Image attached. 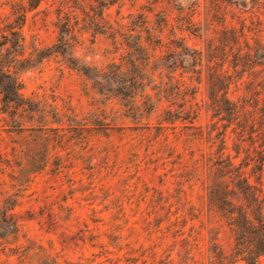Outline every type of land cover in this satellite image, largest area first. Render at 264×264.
Returning a JSON list of instances; mask_svg holds the SVG:
<instances>
[{"label":"trees","instance_id":"16d2710c","mask_svg":"<svg viewBox=\"0 0 264 264\" xmlns=\"http://www.w3.org/2000/svg\"><path fill=\"white\" fill-rule=\"evenodd\" d=\"M6 1L10 13L0 25V113L5 126L23 130L26 124L35 130L42 147L40 169L53 157L62 173L83 160L74 147L111 135L104 118L87 127L76 115L24 93L19 70L60 56L106 103L119 102L117 132L122 139L132 136L135 178L145 193L136 206L140 230L131 234L155 235L154 249L168 252L164 264H264V0H251L254 28L246 25L245 12L231 17L238 28L228 24L226 0L208 1L202 13L194 2L179 31L206 37L204 49L189 46L178 32L165 38L167 13L163 24H150L148 14L157 0H150L147 14H136L134 29L106 18L120 0H81L80 21L76 7L62 0L56 41L43 49L28 44L21 29L26 13L45 0ZM88 32L110 40L118 62L113 58L103 69L79 65L72 51ZM202 85L206 101L199 104ZM201 114L208 118L205 124L197 122ZM89 151L97 154L93 146ZM141 166L151 178L162 171L157 176L170 179L172 191L149 187ZM205 234L206 259L195 260L193 251ZM172 238L180 239L179 248L173 243L166 249ZM34 249L19 252L20 264L34 257L59 264Z\"/></svg>","mask_w":264,"mask_h":264},{"label":"rangeland","instance_id":"374dc122","mask_svg":"<svg viewBox=\"0 0 264 264\" xmlns=\"http://www.w3.org/2000/svg\"><path fill=\"white\" fill-rule=\"evenodd\" d=\"M80 1H69L71 7H76L75 16L79 21L84 16L78 8ZM208 1L211 0H157L154 11L148 14L150 24H163V14L167 13L165 38H172L171 34L178 32L189 46L204 49L206 37H197L179 29L181 18L194 2H199L202 13L210 6ZM6 2L0 0V25L5 24L3 17L10 13ZM61 2L45 0L26 13L21 30L28 44L47 49L55 43V23ZM149 2L120 0L105 15L113 25L120 21L134 29L138 25L136 14H147ZM226 2L229 6L223 5L230 12L228 24L238 28L237 19L232 20L231 17L245 12L242 17L246 18V25L255 27L251 0ZM86 10H89L87 6ZM215 27L216 31L221 28L219 25ZM113 52L110 40L102 36L94 39L88 32L76 44L72 56L79 65L103 69L113 58L118 62L119 53ZM18 74L27 96L57 107L67 116L76 115L79 124L87 127H91L96 119L104 118V123H109L112 129L108 138L101 135L98 142H84L74 147L83 160L75 161L70 168L58 173L53 157L40 169L42 147L35 130L26 124L21 127L23 130L5 126L0 113V264H20L19 252L23 255L37 247L59 264H164L168 252L154 249L155 235L131 234L132 229L140 230L136 206L137 200L145 193L135 178L133 167L136 161L129 150L132 136L122 139L117 132V126L122 122L119 102L112 100L106 103L102 96L94 93L90 83L60 56H51L33 69L19 70ZM197 101L199 104L206 101L203 85ZM197 122L205 124L208 118L201 114ZM92 146L97 153L95 155L89 151ZM90 154L92 156L89 157ZM145 172L140 174L149 187L172 191L171 180L157 176L162 171L153 178ZM207 241L205 234L198 249L193 251L195 260L206 259ZM173 243L179 248L180 239H169L166 249H171ZM155 250L157 254L153 255ZM36 258L30 264L47 262V259Z\"/></svg>","mask_w":264,"mask_h":264}]
</instances>
